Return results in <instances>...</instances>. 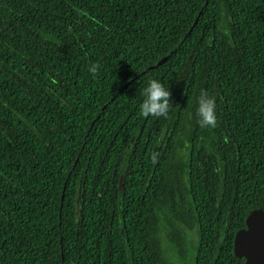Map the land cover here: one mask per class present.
I'll return each instance as SVG.
<instances>
[{
  "label": "trees",
  "instance_id": "obj_1",
  "mask_svg": "<svg viewBox=\"0 0 264 264\" xmlns=\"http://www.w3.org/2000/svg\"><path fill=\"white\" fill-rule=\"evenodd\" d=\"M150 79L166 117L139 111ZM256 208L264 0H0V264H170L161 213L194 264H244Z\"/></svg>",
  "mask_w": 264,
  "mask_h": 264
},
{
  "label": "clouds",
  "instance_id": "obj_2",
  "mask_svg": "<svg viewBox=\"0 0 264 264\" xmlns=\"http://www.w3.org/2000/svg\"><path fill=\"white\" fill-rule=\"evenodd\" d=\"M96 65L89 68V72L95 73ZM142 101L139 111L142 116H167L170 109L169 88L158 79H150L141 90ZM196 116L202 127H214L216 123V102L207 90L201 89L196 97ZM155 159V154H153Z\"/></svg>",
  "mask_w": 264,
  "mask_h": 264
},
{
  "label": "water",
  "instance_id": "obj_3",
  "mask_svg": "<svg viewBox=\"0 0 264 264\" xmlns=\"http://www.w3.org/2000/svg\"><path fill=\"white\" fill-rule=\"evenodd\" d=\"M166 59H162L157 65H161ZM234 252L245 258L244 264H264V209L256 208L249 213L246 226L236 232Z\"/></svg>",
  "mask_w": 264,
  "mask_h": 264
},
{
  "label": "rangeland",
  "instance_id": "obj_4",
  "mask_svg": "<svg viewBox=\"0 0 264 264\" xmlns=\"http://www.w3.org/2000/svg\"><path fill=\"white\" fill-rule=\"evenodd\" d=\"M169 225L164 214H160V237L161 245L164 249L165 257L170 262V264H194L195 261V246L198 241L197 231L185 230L186 241L183 247L180 246L178 249V244H175V240L171 242L169 238ZM196 233V235H195ZM179 237H177V240ZM183 244V242H182Z\"/></svg>",
  "mask_w": 264,
  "mask_h": 264
}]
</instances>
